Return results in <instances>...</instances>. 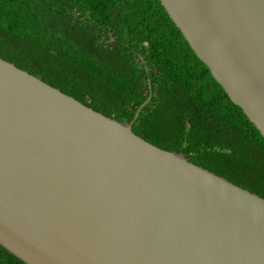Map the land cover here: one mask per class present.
<instances>
[{"label": "water", "instance_id": "1", "mask_svg": "<svg viewBox=\"0 0 264 264\" xmlns=\"http://www.w3.org/2000/svg\"><path fill=\"white\" fill-rule=\"evenodd\" d=\"M160 1L264 137V0ZM132 125L0 56V245L27 264H264V197Z\"/></svg>", "mask_w": 264, "mask_h": 264}, {"label": "trees", "instance_id": "2", "mask_svg": "<svg viewBox=\"0 0 264 264\" xmlns=\"http://www.w3.org/2000/svg\"><path fill=\"white\" fill-rule=\"evenodd\" d=\"M0 56L264 197V137L160 0H0Z\"/></svg>", "mask_w": 264, "mask_h": 264}]
</instances>
